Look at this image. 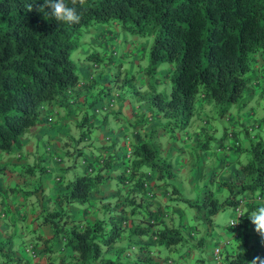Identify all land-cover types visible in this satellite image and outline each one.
<instances>
[{"label":"trees","instance_id":"obj_1","mask_svg":"<svg viewBox=\"0 0 264 264\" xmlns=\"http://www.w3.org/2000/svg\"><path fill=\"white\" fill-rule=\"evenodd\" d=\"M31 2L0 0V154L10 155L20 148V138L40 123L43 107L58 109L62 103H72L80 80L75 60L81 57L76 56L81 48L94 46L85 42V37L94 34L99 38L96 46L104 50L101 55L93 49L86 54L93 68L104 62L119 65L111 50L114 36L108 30L96 32L101 30L98 27L110 22L133 36L151 37L147 66L137 80L147 84L146 92L150 95L146 96V102L149 108L156 109L150 117L165 118L163 126L169 131L187 128L196 112V101L199 106L213 104L223 117L245 92L246 99L236 106L239 108L236 116H240L238 112L244 110L252 94L249 84L257 85L256 76L249 74L251 64L253 67L262 62L264 73V0H86L84 6H77L79 23L72 25L50 18L46 8L37 11L43 0H36L29 11ZM161 63L170 65V71L165 74L170 83L167 96L150 87L146 80ZM129 80L125 83L127 80L122 79L119 84L132 85L131 91L138 93L132 84L136 80L134 75ZM90 117L83 113L75 126H84V119ZM231 118L235 119L228 117ZM246 119L252 121L250 127L242 123L248 146L240 149L237 140L240 137L236 138L237 132L231 130L229 136L234 142L228 150L239 148L240 153H248V159L237 163L236 172L228 180L214 184L205 179L202 187L205 190L194 198L185 196L174 182L176 170L172 161L160 154L158 146L146 141L132 145L127 153L129 159L123 154L117 166L116 181L126 186L124 198L112 206L109 201L103 203L102 211L107 215L93 221L73 219L69 207L88 203L90 193L97 191L107 177L102 170L117 159L115 155L107 156L101 163L97 155L91 156V161L83 157L84 171L61 181L55 206L51 208L42 206L45 196L40 185L32 189L14 187L11 191L22 195L21 207H30L33 239L44 244V253L51 252L54 239L60 243L62 254L58 264H145L154 244L166 250L175 248L178 258L163 261L179 264L180 256L183 259L190 251L201 252L207 242L211 243L210 235L216 227L213 215L229 207H239L241 215L250 213L258 208L255 200L264 198V142L248 135L249 128L262 122L255 119L252 110ZM201 123L194 133H200ZM88 130L87 126L81 130L78 140L86 138ZM74 151L75 156L81 153L77 145ZM64 155L70 158L72 153L64 151ZM60 160L57 156V161ZM22 166L21 175L40 174L44 170L38 164ZM69 169L70 166L65 168ZM3 170L4 166L0 165V172ZM150 180L152 187L147 191L144 185L148 186ZM221 190L227 195L217 200L213 194ZM156 196H160V201L155 200ZM6 209L3 207L4 220L13 216L7 222L11 227L8 237L13 239L18 236L16 223L22 221L26 212L15 209V213H7ZM41 225L49 226L51 237L42 238L35 232ZM252 227L247 214L240 217L233 238L235 247L230 253L221 254L220 264H247L255 256L264 258V252L251 243L253 235H257L251 232ZM200 229L203 232L197 237ZM8 239L0 243V251L4 246L10 248ZM140 239L147 243H141ZM33 249L31 243L28 253L34 257ZM133 250L143 256L131 257L128 252ZM3 258L12 261L6 255ZM203 262V258H197L194 264Z\"/></svg>","mask_w":264,"mask_h":264},{"label":"crops","instance_id":"obj_2","mask_svg":"<svg viewBox=\"0 0 264 264\" xmlns=\"http://www.w3.org/2000/svg\"><path fill=\"white\" fill-rule=\"evenodd\" d=\"M84 41L87 43H93L92 45H98L99 38L93 34L85 37ZM91 51L92 47L88 45L83 49L81 48L79 54L76 56L78 58L82 57V59L77 65V73L80 80L79 84L77 85L78 87H76L77 95L72 98V103L68 105L62 103L58 107V115L52 124L44 125L40 123L33 131L23 135L19 140L20 148L18 150H14L10 155L0 154V165L4 166V170L0 172V243H4L8 238V240H10V248L6 249L7 247L4 246L0 251V264H58L57 259L62 254L61 245L57 239H54L52 250L49 252V254L44 253L45 247L43 243L37 242L35 239H33V222L31 220L33 214H31V209L29 206L26 205L24 207L26 213H24L22 216L23 225H17L19 229L18 236L14 237L13 239L8 237L9 234H11V227H9L7 224L10 219L8 218V221H6L4 220L5 218H3V215L5 214L3 207H7V213H15L17 209H24L20 205L22 195L19 192L11 191V189L14 187L32 189L33 187L40 185L45 196V201L43 200L42 206H44V208H51L55 206L54 200L58 190L61 188L60 183H62L61 181H63V178L65 180L67 178L65 177L67 174V171L65 170L66 167L62 164L61 160L57 161L58 155L52 146H49L51 148L48 147V150H40L41 152H38L35 157L33 153L36 149L38 139L44 138L46 146L50 145V143H53L54 145L57 144V140H59V142L61 140V144H63L64 141L72 140L70 137L71 130L69 125H73L76 121H78L77 113H84L85 110L92 111L89 115H87H91V117L89 119H84L83 122L85 128L87 126L89 129L88 136L82 139L89 140V143L87 144L88 154H86L87 156L85 157L103 154L105 159L107 156L111 155H115L117 158L110 162V167L102 170L104 176L107 177L104 182L100 184L97 191L90 193L88 203L83 206L80 205L77 207H69V213L73 216V219L77 220L84 218L87 221H93L99 215L107 214L102 211L103 203L109 201L110 205L112 206L115 201L122 200L125 196L124 191L126 186L124 187L118 181H116V176H118L119 170L117 169V166L121 164L120 159H122L123 153L125 154L127 151H129L132 145L138 142L146 141L151 131H154L160 136L167 134L166 128L163 126L164 119L160 116L151 118L150 113L153 111H150L149 105L146 101L131 102L128 100L140 99V92L136 93L134 91H129L128 95L126 96L128 99L121 98L118 94L111 92L113 88L110 84H117V81L120 80V72L117 74V70H115L111 73V70H113L114 67H109V64L106 62L101 63L96 68H93L91 63L92 60L88 62V60L85 58L86 54L91 53ZM144 87L147 88V86L140 85V88ZM204 107L209 108L208 105L201 104L200 106H196V111L202 112ZM100 110L106 111V115L99 118L97 113ZM144 112L150 114L148 115V118L144 116ZM241 112L242 113L240 116L234 117L235 119L232 120L233 123L230 124L231 130L233 132L243 133L242 123H245L244 121L248 112L245 110H242ZM123 118H126V120L124 121ZM109 120H112L111 124H108ZM200 123V119L198 118L195 129ZM203 123H206V121ZM189 125L190 120L187 128ZM209 130H214V128L210 126ZM235 135L237 137L238 134ZM91 136H93V139L89 138ZM142 136H146L145 140ZM198 138H200L199 135L194 132L186 138V142L188 143L187 146L189 147L187 150L185 147L183 148L181 146H177L175 142L170 141L167 142L165 146L159 148L160 154L163 155V153H165L163 156L170 158L172 161L173 167L176 170L174 182L178 185L182 193L185 186H187L189 188V192H191V189H193L195 185H199V183L202 184V186L199 188V192L201 193L205 190V188H202L206 183L205 179H215L214 173H207L205 171L207 168L200 169L199 167H196V164H193V166L190 165V162L193 158V155L191 154V148L195 147L196 143H202L203 139L207 142V139H210L211 136L203 135V137H201L203 138L202 141L200 139L198 140ZM181 143H184V141H181ZM246 147L247 142L246 140H243V146L241 148L239 146V148L242 149ZM91 148H93V150ZM239 148L236 150L240 152L241 150H239ZM171 149L177 154V160H172L170 156ZM45 151L50 155L43 157L42 153H45ZM186 152L187 154H185ZM181 155L185 156L186 162L183 160ZM17 157H20V160H18ZM205 157L209 159L211 158V154L206 155ZM36 160L39 162L35 163ZM40 162H43V164H40ZM34 164H38L39 167H42L44 170L46 169V171L41 169L42 173L40 174L34 172L33 174L21 175V170L19 168H21L22 165L30 166ZM79 168L80 172L84 171V164H81ZM235 172L236 168L228 165L224 171L221 172L219 177L220 179L215 180V182L217 183L221 180H228ZM199 173H202L201 177H199ZM155 200L160 201V196H156ZM135 201H138V198H135ZM255 202L257 203L258 207H260L261 205H264V198H259L258 200H255ZM35 232L42 238H49L52 235L51 229L48 225L36 227ZM228 232L229 235L226 236L221 231L219 234H216L212 231L210 235L211 243L207 242L200 252L203 254L204 251L206 252V264H215L210 259L211 251L218 250L221 251V253H224V243L227 242V245H229L231 239L233 243V237L231 236L230 229ZM134 239L136 238L134 237ZM219 240H221V243ZM259 240L261 239H258V235H253L251 238V243L253 246L255 245V249L258 250L259 248V251L264 252V244ZM125 241L122 240L121 242ZM140 242L147 243L146 240L144 241V239H140ZM31 243L34 247V257H30V255L24 250V248H27L28 246L31 247ZM151 248L152 250L148 254L150 263L147 261L145 264H167L165 261H163L165 258H178L175 248L166 250L162 247L156 246L155 244L151 246ZM180 250L181 252L183 251L182 249ZM193 251H190L183 259L180 256L178 263L189 264V255ZM138 252L139 251L133 250L128 253L131 254V257L133 258H141L143 255L141 256V254ZM5 255L7 258L9 257L12 259V261L4 259L3 257ZM15 258L18 260L14 261L13 259ZM198 258H202L200 254ZM73 263L75 264V262ZM174 264H176V262Z\"/></svg>","mask_w":264,"mask_h":264},{"label":"rangeland","instance_id":"obj_3","mask_svg":"<svg viewBox=\"0 0 264 264\" xmlns=\"http://www.w3.org/2000/svg\"><path fill=\"white\" fill-rule=\"evenodd\" d=\"M111 23V22H110ZM107 23L104 25H101L100 27H98V30L96 32H103L105 33L106 30H108L109 32H111L109 35H113L114 36V40L112 41V48L111 50H114L117 55L114 58V61H118L119 65L117 66H113L112 64H109V67H114L113 70H111V73L115 70L119 69V78L120 80H124L126 79L128 83L129 78L131 77V75H134V77L136 78L135 80V84H133V86H135L137 89L140 91L141 93V98L137 99V100H133V99H128L126 98V96L128 95V92L131 91L133 88L131 86L127 87H122L120 83V80L117 81L118 86L112 87L113 89L111 90L112 93L118 94L121 98L124 99H128L131 102H145L146 100V96L150 95L148 92H146V87L144 88H140V85H144L147 86V84H145L143 81L139 82L140 76L142 77L143 75V69L144 67L146 68L147 66V52H148V47L150 45L151 42V37H146V36H133L131 34H129L128 32L121 30L117 25L113 26L112 24ZM106 36H108V33L105 34ZM93 51H97L100 55L101 53H103V49L99 48L98 46L94 45L92 46ZM76 53H74L75 55ZM102 57H104L102 55ZM72 58H74V56H72ZM82 58V57H81ZM81 58L80 60L76 61L75 63L76 65H78L79 62H81ZM259 58H257L258 60ZM260 60V59H259ZM117 62V64H118ZM261 64L262 62H260V65L257 64V66H255V64L252 67V64L250 66L249 69V74L252 73L256 76V79H254V81L257 82V85H255L254 82L249 84V89L252 91V94L250 96V98L248 100H246L245 102V107L244 110L248 111V110H252L254 112V117L255 119H259V121H261L264 124V73L261 70ZM169 64L167 63H161L159 64L156 72L154 73L153 76H150V78H146L147 82H150V87L154 88L156 91L163 93L164 95H168L169 90H170V83L168 80V76H165V74L167 73L168 69H169ZM264 68V67H263ZM140 71V73H138ZM170 71V70H169ZM168 71V72H169ZM168 75V74H167ZM130 82V80H129ZM140 84V85H139ZM111 86H113L112 84H110ZM122 88V89H121ZM246 99V94L245 92L241 95V97L231 105V108L229 109L227 115L220 117L219 113H218V108L216 109V107L213 104H207L210 106V108L204 107L202 112H195V114H193V116L190 119V125L187 129H175L172 128L171 131L167 130V134L164 136H160L159 134H156L154 131H151L149 137L147 138L146 142L149 143H154L156 146H158L159 148H161L162 146H165V144L167 142H175L177 146H181V147H185L186 150L189 148L187 146V142H186V138L187 136L191 135L194 131H195V126L197 125V120L198 118L201 120V132L198 133L199 137L198 140L200 139L202 141L203 135H208L211 136L210 139H207V142L203 139L202 143L204 142L206 145L203 146L201 145V142L198 144H195V147L191 148V154L193 155V158L190 162V165L193 166V164H196V167L201 168H207L205 171L207 173H214L215 174V179L213 178H209L207 180H210V182L212 183H216L215 180H219L221 172L224 171V169L228 166L231 165L234 168L237 167V163L238 162H246V160L248 159V153L245 152H239L238 150H236L235 148H231L230 150H228V146H233V138H231L229 136V133L231 131V123H233L232 118L231 120H228V117H236L237 115V111H239V108L237 110L238 106L237 104H240L241 102H243V100ZM200 102V101H199ZM195 107L199 106L198 105V101H196L195 103ZM204 104V103H203ZM57 110V109H55ZM150 111L155 112L156 109L154 107H150ZM86 112L87 115H89L92 111L89 110H85L84 113ZM241 114L242 112H238V114ZM99 118L102 116L106 115V111L104 110H100L98 113ZM83 115V112L81 113H77L78 116V121L81 120V117ZM148 113L144 112V116H146V118H148ZM230 115V116H229ZM55 119H56V115ZM124 121L126 120V118H123ZM164 119V123H165V118ZM204 120V121H203ZM206 123H203L205 122ZM245 124L247 123L250 127V124L252 123V121H248L245 118ZM112 120H109L108 124H111ZM260 124V126H254L252 128H249L248 130V135L249 136H255V139H258L262 142H264V125ZM164 125V124H163ZM212 126L214 128V130H209V127ZM69 128L71 130L70 133V137L72 138V140L70 141H64L63 144H61V140L59 142V140H57V144H53L50 143V145L46 146V142L44 141V138L42 139H38V142L36 144V149L34 151V155L36 157L37 153L44 151V149H46L49 146H52L56 152L57 155L61 158L62 164L65 165V167L70 166V169L67 170V174L65 177H67L66 179H69L71 176L76 175V174H80V168L79 166L80 161L83 157L87 156L86 154H88V149H87V144L89 143V140H78L79 137V133L81 132V130L85 129V126L79 127L78 125L75 126V124H71L69 125ZM236 131V129H235ZM226 134L224 136V134ZM260 133V134H258ZM237 137L238 138V142H239V146L240 148L243 146V140H246L247 142V146H248V140L247 137H243V133L239 132L237 133ZM173 136V139H172ZM143 137V136H142ZM178 137V138H177ZM91 139H93V136L89 137ZM146 136L143 137V139L145 140ZM236 140V141H237ZM181 141H184V143H181ZM61 144V145H60ZM77 147L80 149V154L76 155V152L74 151V148ZM221 145V147L218 148V146ZM95 146V145H94ZM93 146V147H94ZM51 148V147H49ZM93 150V148H91ZM41 150V151H40ZM64 151H69L72 153L71 157L68 158L64 155ZM124 154V153H123ZM165 153H163L164 155ZM187 154V152L185 153ZM211 154V158H206V155H210ZM43 157H46L48 155H50L48 152L45 151V153H42ZM162 155V156H163ZM170 156L172 158V160H177L178 156L176 153H174V150L171 149L170 151ZM183 160L185 161V156L181 155ZM36 159V158H35ZM45 159V158H43ZM170 159V158H168ZM212 160V161H211ZM37 161V162H36ZM35 163H38L39 161L36 160ZM183 161V162H184ZM186 162V161H185ZM212 163V164H211ZM40 164H43V162H40ZM64 174V173H63ZM62 174V175H63ZM63 178V176H62ZM218 178V179H217ZM64 179V178H63ZM202 186V184L199 183V185H195L193 187V189H191V192H189V188L187 186L184 187L183 190V194L185 196H188L189 198H194L197 195H199V188ZM215 191V190H213ZM226 191L225 190H221V193H214L213 196L215 198H217V200H222L223 198H225L226 196ZM114 201V200H112ZM80 206V205H77ZM75 206V207H77ZM24 208V207H22ZM22 210V209H21ZM25 210V208H24ZM19 212H22L19 210ZM233 210L231 207L226 208L224 210H222L221 212H219L218 214L213 215L212 217V222L215 224V228L213 229V232H215L216 234H219V232H223V234H225L226 236L229 235L228 230L230 229V231L232 230L230 227H226L227 221L229 220V218L233 215ZM107 214H105L106 216ZM99 217H101V215H99ZM8 218H13L12 215H9ZM15 219V218H14ZM240 220V218H239ZM10 221V220H9ZM11 223V222H10ZM17 225L22 224L23 222L21 220L17 221L16 223ZM17 227V226H16ZM251 232H253L254 230L252 228ZM203 232V229H200L199 233L196 235L197 237L201 236V233ZM218 239V238H216ZM258 239H261L258 236ZM221 243V240H219ZM261 243L262 241L259 240ZM224 243V242H223ZM222 243V244H223ZM264 244V243H263ZM234 243H232V239L230 241V244L227 245L225 244L224 247V253H230L232 251V248H234ZM200 256L203 258L204 262H206V252L204 251L203 253H200L198 250H194L189 256H190V261L189 264H194L196 259ZM221 262V261H220ZM199 263V262H198Z\"/></svg>","mask_w":264,"mask_h":264},{"label":"clouds","instance_id":"obj_4","mask_svg":"<svg viewBox=\"0 0 264 264\" xmlns=\"http://www.w3.org/2000/svg\"><path fill=\"white\" fill-rule=\"evenodd\" d=\"M36 3V0H32L31 3L28 4V10H32L33 4ZM86 3V0H43V3L38 7L37 11L41 12L42 10L44 11L45 8L48 9L46 14L50 17L53 18L57 22L61 23H67V24H78L80 21V15L77 12V6H84ZM112 54L116 57L117 53L113 50ZM93 67V65H92ZM147 90V88H146ZM139 91V90H138ZM140 92V91H139ZM57 108H54L52 106L47 105L46 107L42 108V112L40 115V123L44 125H50L54 122L55 116L56 115V110ZM58 112V109H57ZM39 123V124H40ZM38 124V125H39ZM49 148L47 147L46 150ZM128 151L124 154L126 159H129V155L127 154ZM99 158V162L101 163L104 159L105 156L103 154L97 155ZM91 157H87V160L91 161ZM82 164H86L85 162L80 161ZM90 171V169H88ZM151 182L148 183V186L144 185V189L147 191L152 187V180ZM150 194V195H149ZM147 194V196H151V193ZM240 206V204H239ZM233 208V215L229 218L227 221L226 227H230L231 230V236L234 238L237 235V229L240 223L239 218L245 216L247 214V217L250 221V223L253 226L254 232L261 238L262 243H264V205H261L260 207L256 208L255 210L251 211L250 213H245L241 215V210L240 214L235 217ZM240 209V208H239ZM227 244V242L224 243V245ZM28 246L25 251L28 253ZM30 256L31 254L28 253ZM221 251H211V257L210 259L215 263V264H220L221 261ZM33 257V255L31 256ZM206 264V263H204ZM247 264H264V258L260 256H255L251 261H248Z\"/></svg>","mask_w":264,"mask_h":264},{"label":"built area","instance_id":"obj_5","mask_svg":"<svg viewBox=\"0 0 264 264\" xmlns=\"http://www.w3.org/2000/svg\"><path fill=\"white\" fill-rule=\"evenodd\" d=\"M234 213H235V217H236L237 215L240 214V209H239V207H235V209H234ZM28 249H30V248H28ZM31 256H32V254H31Z\"/></svg>","mask_w":264,"mask_h":264}]
</instances>
